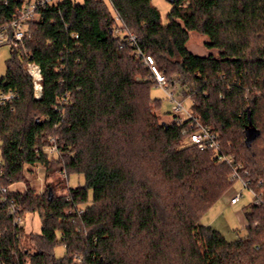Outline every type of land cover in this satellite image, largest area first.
<instances>
[{"label":"trees","instance_id":"16d2710c","mask_svg":"<svg viewBox=\"0 0 264 264\" xmlns=\"http://www.w3.org/2000/svg\"><path fill=\"white\" fill-rule=\"evenodd\" d=\"M108 2L63 0L41 10L24 45L29 58L12 48L0 94L13 91L17 98L0 105V186L24 182L28 166L42 165L48 175L44 148L51 139L68 182L48 184L43 194L30 185L10 188L6 198L0 193L1 260L264 264V205L244 209L245 236L235 242L201 224L236 183L233 168L189 143L182 133L189 122L160 121L151 71L116 36L113 18L119 16L168 82L188 88L182 94L192 114L218 136L248 187L264 194V0H178L167 25L151 0ZM18 5L0 0V25L10 22ZM192 32L207 37L205 47L218 54L192 53ZM28 61L41 70L39 100ZM72 176L84 183L69 187ZM11 200L23 216L39 215L40 233L14 226ZM72 209L82 213L66 216Z\"/></svg>","mask_w":264,"mask_h":264},{"label":"built area","instance_id":"2783aa9c","mask_svg":"<svg viewBox=\"0 0 264 264\" xmlns=\"http://www.w3.org/2000/svg\"><path fill=\"white\" fill-rule=\"evenodd\" d=\"M16 2L19 3V5L12 14L10 22L0 25V47L9 44L10 46H12V48L16 50H21L24 56L26 58H29V53L26 51L24 45L25 42L28 41L32 36L30 28L31 23L38 20L39 11L47 8L58 7L60 4H62L63 0H16ZM113 18L115 21L114 33L116 34V36L122 38L123 42H126L127 44L135 48V55L143 60V64L150 69L153 81L156 83L157 87L162 88L167 94L169 100L172 102L173 121L179 126L189 122V125L182 131L183 135L187 137L189 143L193 146H196L201 152H213L214 156L220 163L225 162L228 165L232 166V179H234L236 182H239L244 188L250 191L253 197L252 202L254 203V205H264V194L253 192L248 187V183L245 182L239 174V167L234 166L235 164L233 158H229L223 155L218 136L214 132H212L210 128L202 125L195 118L191 111L187 112L184 109V102L186 100L184 96L179 95V93L176 92L177 90L169 85V82L166 77L157 68L154 59L138 48L137 38L128 30H125L119 16L117 14H113ZM73 37L78 38L74 34ZM26 69L32 78L35 98L39 100L42 98V75L40 67L35 63L28 61ZM170 87L173 89V91H169ZM16 98L17 93L13 91L7 94H0V105L12 103ZM182 113L185 114L184 117H181L180 114ZM44 152L47 156L49 154L60 155V152L58 151L54 139L50 140V145L45 148ZM35 153L39 154V150L36 149ZM1 166L2 161L0 159V167ZM1 174L2 172L0 171V175ZM60 175L63 181L68 182V175L65 170L61 171ZM9 190L10 188L8 189L6 187L0 186V193L5 198ZM241 196V193L234 194L233 197L230 198V205H236L239 202ZM68 201H70V199H68ZM7 212L10 216L14 218V226L23 228V208L18 205L17 202L11 200L8 202ZM74 213L81 214L82 210H68L65 212V215L71 216ZM18 239L24 240L22 236H18ZM19 249L20 251L26 249L25 243H23L19 247ZM0 264H4L1 258ZM72 264H84V259L81 256H75Z\"/></svg>","mask_w":264,"mask_h":264},{"label":"rangeland","instance_id":"374dc122","mask_svg":"<svg viewBox=\"0 0 264 264\" xmlns=\"http://www.w3.org/2000/svg\"><path fill=\"white\" fill-rule=\"evenodd\" d=\"M77 3L82 4L83 0H76ZM109 5L108 0H103ZM152 4L159 10L161 14L162 24L167 25V16L171 10L172 5L168 0H151ZM208 42V38L198 33H190V39L187 44L188 49L201 57L208 56L209 54L217 55V51H209L205 44ZM12 46L9 44L0 47V83L5 79L7 72V61L11 58ZM171 79L169 85L175 88L179 95L188 91V88H181L180 82L176 79ZM169 91H173L170 87ZM184 96V95H183ZM151 97L161 101V110L158 112L160 121L164 123H172V102L167 97L165 91L157 86L151 89ZM192 103L189 99L184 102V109L189 112L191 111ZM184 117L185 114H180ZM46 148V147H45ZM44 148V150H45ZM47 152V149H46ZM48 160L51 162V170L47 175L42 165L28 166L29 173L26 174V180L21 183H14L10 187L11 190H23L28 185L35 188L39 194H43L48 184H56L63 181L61 177V171L59 165L56 164L58 160V154H49ZM47 175V176H46ZM83 184V177L72 176L69 181V187H76L78 184ZM58 190H60L58 188ZM58 192V191H56ZM242 194L239 202L236 205H230V198L234 194ZM59 195V192H58ZM253 201V197L250 191L244 188L239 182H236L230 191L219 200L212 208H210L202 217L201 224L213 228L225 237L228 242H235L245 236L244 223L245 219L243 216L244 209L248 207ZM23 228L27 234L29 233H40L42 228V222L38 214H25L23 218ZM29 246L28 242L25 244ZM58 257H63L65 250L63 247L56 249Z\"/></svg>","mask_w":264,"mask_h":264},{"label":"water","instance_id":"95a60500","mask_svg":"<svg viewBox=\"0 0 264 264\" xmlns=\"http://www.w3.org/2000/svg\"><path fill=\"white\" fill-rule=\"evenodd\" d=\"M170 2V4H174L176 1L178 0H168ZM53 198V194H52V190H49V200H52Z\"/></svg>","mask_w":264,"mask_h":264},{"label":"crops","instance_id":"0c3cea01","mask_svg":"<svg viewBox=\"0 0 264 264\" xmlns=\"http://www.w3.org/2000/svg\"><path fill=\"white\" fill-rule=\"evenodd\" d=\"M243 216H244V219H245V214H244V212H243ZM246 224H247V222H246V219H245L244 228H245Z\"/></svg>","mask_w":264,"mask_h":264}]
</instances>
